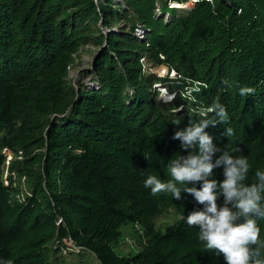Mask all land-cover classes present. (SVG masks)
Segmentation results:
<instances>
[{
	"label": "trees",
	"instance_id": "trees-1",
	"mask_svg": "<svg viewBox=\"0 0 264 264\" xmlns=\"http://www.w3.org/2000/svg\"><path fill=\"white\" fill-rule=\"evenodd\" d=\"M170 1L192 0H0V150L23 159L5 179L0 153V264H48L51 243L264 264V0ZM87 47L94 90L69 79ZM128 224L147 241L121 257Z\"/></svg>",
	"mask_w": 264,
	"mask_h": 264
},
{
	"label": "rangeland",
	"instance_id": "rangeland-1",
	"mask_svg": "<svg viewBox=\"0 0 264 264\" xmlns=\"http://www.w3.org/2000/svg\"><path fill=\"white\" fill-rule=\"evenodd\" d=\"M114 1L119 2V0ZM165 18H167V16H165ZM97 54L98 51L95 48H85L82 52L81 58H79L78 67L72 68L70 70L69 79L75 88H78L80 83L84 85L88 90L96 89L97 83L94 80V76L90 74V71L92 70V63ZM150 67L151 66L147 62H144L143 68L145 70L151 71L152 69L149 70ZM169 98L170 97L168 95H164V99ZM157 100L159 101V95ZM0 153H2L6 157L5 162L2 166V170L5 179H7V170L10 163L13 161H22L23 159L20 158L21 154L19 153L8 155L6 154L5 150H0ZM16 180L17 179H14V184L17 183H15ZM7 184L8 182L6 181V185ZM20 184L22 185V189L24 191L23 194H25L22 195L23 198L20 197V199H24L25 196L30 195V187L25 180L20 182ZM177 220L178 218L175 216V214H172L170 217H164L162 218V220L156 223V229L165 231L166 228L177 223ZM120 232L121 236L118 242L113 244V249L118 256L134 257L142 251L143 245L147 240L143 234L142 228L139 225L128 224L126 226H123L120 229ZM44 257L48 264H100L96 256L92 252L87 250L70 248V250H65L62 253L55 255L52 243L47 245V247L44 249Z\"/></svg>",
	"mask_w": 264,
	"mask_h": 264
},
{
	"label": "built area",
	"instance_id": "built-area-1",
	"mask_svg": "<svg viewBox=\"0 0 264 264\" xmlns=\"http://www.w3.org/2000/svg\"><path fill=\"white\" fill-rule=\"evenodd\" d=\"M209 2H212V0H207ZM197 3L196 0H192L188 3H184V4H179L178 2H175V1H170L169 3V8H177V9H181L183 6H188L187 9H191L195 6V4ZM191 5V6H189ZM157 13L158 15H161L160 11L157 10ZM165 16H167V20H169V15L166 14ZM137 37L138 38H144L146 33L145 31L140 28L137 30V33H136ZM151 69V67L149 68V70ZM145 70V69H144ZM147 71V70H145ZM148 73H151V71H147ZM171 77H177V73L175 71H172L171 73ZM156 89L159 93V101H161L162 103H170V102H173L175 100V98L177 97V93L175 92H170V90L167 88V87H164L162 85H156ZM169 95L170 96V100L167 102L165 99H164V95ZM183 110V107H180L176 112H180Z\"/></svg>",
	"mask_w": 264,
	"mask_h": 264
},
{
	"label": "bare ground",
	"instance_id": "bare-ground-1",
	"mask_svg": "<svg viewBox=\"0 0 264 264\" xmlns=\"http://www.w3.org/2000/svg\"><path fill=\"white\" fill-rule=\"evenodd\" d=\"M183 9H186V8H184V7H182ZM169 96V95H168ZM170 97V96H169ZM167 102L170 100V98L169 99H165Z\"/></svg>",
	"mask_w": 264,
	"mask_h": 264
}]
</instances>
